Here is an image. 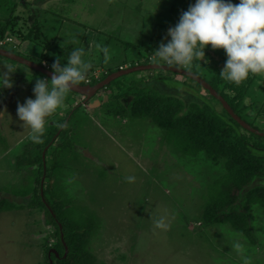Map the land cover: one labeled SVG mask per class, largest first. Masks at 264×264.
<instances>
[{
	"label": "rangeland",
	"instance_id": "374dc122",
	"mask_svg": "<svg viewBox=\"0 0 264 264\" xmlns=\"http://www.w3.org/2000/svg\"><path fill=\"white\" fill-rule=\"evenodd\" d=\"M29 1H38L41 10L49 8L60 15L62 23L58 17L47 16L48 33L55 38L56 48H66L64 56L73 50L84 51L83 59L92 65L87 76L104 71L102 64L114 66L136 59L145 65L148 56L154 59L147 53L153 51L154 39L159 38L158 49L164 42L158 44L160 39L166 37V44L170 38L165 33L195 3V0ZM230 2L238 4L239 0ZM23 10L24 6L18 8V12ZM126 43L130 46H125ZM6 47L12 49L8 45L3 48L8 50ZM105 47L107 56L101 51ZM40 50L39 46L20 40L15 52L34 60L41 55ZM207 54L212 57L209 65L224 68L227 56L223 49L219 53L208 50ZM0 63H3L0 72L6 73L9 68L13 71L9 74L12 87L4 88L0 100V201L11 204V208L0 212V264H47L46 250L54 244L55 229L42 207L33 202L32 195H23L34 176L30 169L37 168L27 165V161L35 155L34 146L38 143L29 139L30 130L22 127L17 106L29 98L35 99L36 78L50 79L1 56ZM197 71L211 79L208 69ZM249 79L252 84L244 102L248 109L242 117L262 132L264 74H253ZM135 83L160 96L179 98L187 106L207 104L236 133L246 135L251 144L264 143L230 123L220 104L198 83L175 73L148 70L128 74L100 90L87 103L70 91L63 107L48 118L42 136L52 133L68 113L69 119L43 151L52 175L45 196L51 206H55L53 193L61 203V212L57 207L54 219L62 216L73 225L92 226L87 251L94 255L96 264H264V207L250 209L255 243L229 224L207 226L204 220L207 193L215 180L225 177L222 164L210 161L203 152L193 155L186 150L183 140L149 118L129 116L130 110L124 105L131 98L121 95ZM226 92L233 98L234 94ZM116 95L118 98L114 100ZM252 102L256 106H251ZM119 106L125 107L124 113L116 116L112 111ZM261 107L259 117L256 114ZM64 127L65 138L59 136ZM129 176L135 177L134 182L126 180ZM256 185H264V180H256L239 192L233 207L243 211L244 194ZM160 219L166 227L155 226Z\"/></svg>",
	"mask_w": 264,
	"mask_h": 264
},
{
	"label": "trees",
	"instance_id": "16d2710c",
	"mask_svg": "<svg viewBox=\"0 0 264 264\" xmlns=\"http://www.w3.org/2000/svg\"><path fill=\"white\" fill-rule=\"evenodd\" d=\"M37 3L39 2L36 1L35 3H32L29 0H16L15 2H13V0H0V37L13 36L17 44H19L21 40L23 42L26 41L30 45L39 46L41 48V55L39 57H34V60L31 61L39 65L46 62L49 69L52 71V65L55 63L56 59L66 58L68 55L64 56L67 51L66 48L55 47V38L50 35L47 30V16L52 15L53 17H58L60 23H62V19H60V15H57V13L52 11V9L48 8L41 10L40 6H37ZM21 6H24L25 10L18 12V8ZM19 13L20 15H18ZM40 14H43V17ZM29 23H31V26L27 28L26 25ZM165 35L167 36L166 33ZM165 38H163V40L160 39L161 41H159L158 44L163 41V43H165V40L167 39ZM156 40H159V38L156 37L152 42L153 51H147V53L149 52L153 54L154 51L158 50ZM125 46L130 45L126 43ZM11 48V50L8 48V51L20 56L17 52H15L18 51L17 49L13 47ZM208 50H212L210 45L205 50L206 61L194 59L192 63L188 64L190 66L187 69L185 68L186 65H182V67L197 74L209 83L214 90L228 102L233 111L241 119H243L242 115H244L248 109V106L244 105V102L247 99L246 95L251 88L248 86L252 84V80L248 77V79L237 85L221 78L219 74L222 69L216 67L214 64H208V62L212 60V57L210 58V55L207 54ZM221 50L222 49L214 51L219 53ZM133 58L136 57H131L130 59ZM147 60H149V62ZM155 60V57L152 59L148 56L144 64L157 63L154 62ZM125 64H128L129 67H134L135 65L140 64V60L134 59L130 62L123 61L122 63L114 66L102 64L101 67L104 68V71H101L98 75V79H93L94 81H92V85L99 83L108 75L120 70ZM106 68H108L107 71L105 70ZM200 69H208L211 79L207 80L204 78L197 71ZM38 74L41 75L40 73ZM186 79L194 82L189 78ZM116 82L117 80L112 83L115 84ZM182 84L186 85L185 82ZM80 85H85V82L82 81ZM198 86L200 87V85ZM4 91V88L2 90L0 89V100L2 95L1 92L4 93ZM226 91L234 94V96H232L233 98H231ZM121 96L131 98V101H129L127 105H124L130 110L128 111V113H130L129 116L149 118L160 128L173 132L176 136L183 140L186 143V150L191 151L193 155L196 156L203 152L210 161L222 164L224 169L223 176L225 177L221 180L218 178L214 181L213 185H210L209 194L207 193L208 201L204 209L205 223L207 226L215 224H229L236 232L244 235L250 243H255L256 238L254 237V233L250 227V221L254 218V216L250 212V209L254 206L264 207V185H256L245 192L243 211H240L233 206L239 199V192L245 191L256 180H264V143L254 142L251 144L246 135L236 133L232 126L229 125V123L226 122L221 115H219L207 104L200 106L199 104L191 103L187 106L179 98L172 96H160L151 90H146V88L142 87L139 83H135L130 91L128 90ZM116 97L118 98L117 95L112 98L115 100ZM253 102L251 103V106L254 105ZM260 106H264L263 102ZM124 109L125 107L119 106V108H116L112 112L114 115L119 116L124 113ZM222 110L228 117L230 123L240 127V125L236 123L223 108ZM261 113L262 107L261 111L259 110L256 115L262 117ZM73 115L74 113H72L70 120ZM67 119H69L68 113L60 120L59 124H57L52 133L43 137L42 142L34 146L35 155L31 156V158L27 161V165H36L37 168L30 169L34 176L30 179L31 184L29 186V190H26L23 195H32L34 198L33 202H37V204L42 207L52 220L50 223L55 229L53 236L55 241L52 247H49L46 250L47 264H50V260L48 258V252L50 250H56L59 256L62 257L64 255L65 248L68 249L66 258L59 259L52 256L53 264H96L94 255L87 251L89 242L88 234L92 226L73 225L70 219L63 218L62 216L54 219L57 207L59 212H61V203L53 193L52 200L55 202L54 205L56 207L51 206L48 202L49 200H47V197L45 196V189L50 185L49 179L52 175L48 170L46 157L43 159V151L49 146L54 135L59 131ZM245 122L258 129V127L253 125V122ZM262 132H264V130H262ZM63 133H65V127L59 134L60 137L65 138V135L67 134L62 135ZM247 133L250 132L247 131ZM256 137L264 140L263 137H258L257 135ZM55 143L57 142L55 141L54 145ZM45 156H47V154H45ZM43 179H45V183H42ZM18 195L20 196L22 194L19 193ZM9 208H11L9 201H0V212ZM50 223L47 225H51Z\"/></svg>",
	"mask_w": 264,
	"mask_h": 264
},
{
	"label": "clouds",
	"instance_id": "9594fccd",
	"mask_svg": "<svg viewBox=\"0 0 264 264\" xmlns=\"http://www.w3.org/2000/svg\"><path fill=\"white\" fill-rule=\"evenodd\" d=\"M167 35L170 40L160 44L151 55L165 66L183 68L182 65H188L194 59L204 60L205 50L210 45L213 50L223 49L226 53L225 66L219 74L221 78L238 85L250 75L264 74V0H239L238 4L230 0H195L181 14L175 27L168 29ZM101 51L107 56L106 47ZM84 55L82 49H77L66 58H57L52 65L50 81L35 79V99L29 98L18 104L17 116L23 122L22 127L30 130L29 139L33 142H42L48 118L63 107L67 94L76 85L86 77L91 82L85 85H92V80L98 79L99 71L87 76L92 65L85 62ZM11 73L10 68L6 73L0 72V88L12 87ZM126 180L134 182L135 177L129 176ZM155 226L166 227L162 219Z\"/></svg>",
	"mask_w": 264,
	"mask_h": 264
},
{
	"label": "water",
	"instance_id": "95a60500",
	"mask_svg": "<svg viewBox=\"0 0 264 264\" xmlns=\"http://www.w3.org/2000/svg\"><path fill=\"white\" fill-rule=\"evenodd\" d=\"M0 56L14 61L16 63H19L21 65H24L28 67L29 69L40 73L41 75L45 76L46 78L50 79L53 76V71L50 69H47L43 67L42 65H39L31 60H28L22 56H18L6 49H1L0 48ZM148 70H162L170 73H175L178 75H181L183 77L189 78L196 83H198L202 88L205 89L214 99H216L222 108L229 114V116L240 125L244 130L257 135L264 137V132H260L254 127H251L249 124H247L243 119H241L230 107L228 102L221 96L219 95L214 88L207 83L204 79H202L200 76L197 74L190 72L184 68H179V67H170V66H165V65H158L155 63L147 64V65H138L134 67H130L124 70H119L116 71L110 75H108L104 80L100 81L99 83L95 85H76L71 92H74L84 98V103H87L90 101L100 90L106 88L108 85H110L113 81L117 80L118 78H121L123 76H126L131 73L135 72H140V71H148ZM45 157V154L43 153V159ZM61 229V226H60ZM68 254V249L65 248L64 255L62 257L59 256L56 250L52 249L48 252V258L50 260V264H53L52 262V256H55L56 258L59 259H64L66 258Z\"/></svg>",
	"mask_w": 264,
	"mask_h": 264
},
{
	"label": "built area",
	"instance_id": "2783aa9c",
	"mask_svg": "<svg viewBox=\"0 0 264 264\" xmlns=\"http://www.w3.org/2000/svg\"><path fill=\"white\" fill-rule=\"evenodd\" d=\"M11 46L15 49L18 48L19 44L16 43V40L13 36H5V37H0V48H3L5 46ZM44 67H47L46 63H43L42 64ZM168 65V64H166ZM170 66V65H168ZM48 68V67H47ZM86 84H89L91 81H90V78H87L84 80Z\"/></svg>",
	"mask_w": 264,
	"mask_h": 264
},
{
	"label": "crops",
	"instance_id": "0c3cea01",
	"mask_svg": "<svg viewBox=\"0 0 264 264\" xmlns=\"http://www.w3.org/2000/svg\"><path fill=\"white\" fill-rule=\"evenodd\" d=\"M17 50H19V48H17ZM9 67V66H8ZM127 67H129V65L128 64H125L124 66H123V68H127ZM6 94V93H5ZM83 100V99H82Z\"/></svg>",
	"mask_w": 264,
	"mask_h": 264
},
{
	"label": "bare ground",
	"instance_id": "6f19581e",
	"mask_svg": "<svg viewBox=\"0 0 264 264\" xmlns=\"http://www.w3.org/2000/svg\"><path fill=\"white\" fill-rule=\"evenodd\" d=\"M101 79V78H100Z\"/></svg>",
	"mask_w": 264,
	"mask_h": 264
},
{
	"label": "flooded vegetation",
	"instance_id": "af4514ba",
	"mask_svg": "<svg viewBox=\"0 0 264 264\" xmlns=\"http://www.w3.org/2000/svg\"><path fill=\"white\" fill-rule=\"evenodd\" d=\"M83 101V100H82Z\"/></svg>",
	"mask_w": 264,
	"mask_h": 264
}]
</instances>
